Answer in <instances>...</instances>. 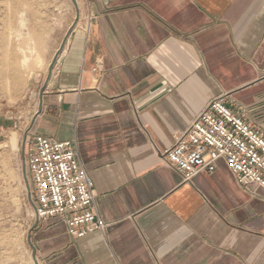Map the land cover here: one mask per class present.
I'll list each match as a JSON object with an SVG mask.
<instances>
[{"label": "crops", "instance_id": "crops-1", "mask_svg": "<svg viewBox=\"0 0 264 264\" xmlns=\"http://www.w3.org/2000/svg\"><path fill=\"white\" fill-rule=\"evenodd\" d=\"M78 1L27 131L74 142L106 228L40 219L37 262L264 264V190L223 160L183 182L160 158L218 98L264 135V0Z\"/></svg>", "mask_w": 264, "mask_h": 264}, {"label": "built area", "instance_id": "built-area-1", "mask_svg": "<svg viewBox=\"0 0 264 264\" xmlns=\"http://www.w3.org/2000/svg\"><path fill=\"white\" fill-rule=\"evenodd\" d=\"M160 158L183 182L201 172L212 173L216 162L223 160L244 190H264V135L229 110L222 98L211 101ZM23 161L37 221L59 216L75 239L106 228L95 210L93 182L74 142L27 137Z\"/></svg>", "mask_w": 264, "mask_h": 264}, {"label": "rangeland", "instance_id": "rangeland-1", "mask_svg": "<svg viewBox=\"0 0 264 264\" xmlns=\"http://www.w3.org/2000/svg\"><path fill=\"white\" fill-rule=\"evenodd\" d=\"M82 19L74 0H0V264H34L37 219L23 161L33 83Z\"/></svg>", "mask_w": 264, "mask_h": 264}, {"label": "water", "instance_id": "water-1", "mask_svg": "<svg viewBox=\"0 0 264 264\" xmlns=\"http://www.w3.org/2000/svg\"><path fill=\"white\" fill-rule=\"evenodd\" d=\"M28 241H29V239H28ZM32 260H33V263H34V264H38V263H37V260H36V258H35L34 250H33V252H32Z\"/></svg>", "mask_w": 264, "mask_h": 264}]
</instances>
